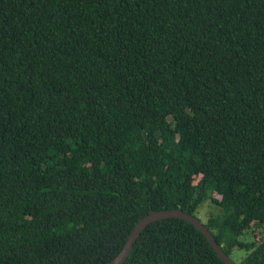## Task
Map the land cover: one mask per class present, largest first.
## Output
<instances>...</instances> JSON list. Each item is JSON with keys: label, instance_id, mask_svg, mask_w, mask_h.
<instances>
[{"label": "trees", "instance_id": "obj_1", "mask_svg": "<svg viewBox=\"0 0 264 264\" xmlns=\"http://www.w3.org/2000/svg\"><path fill=\"white\" fill-rule=\"evenodd\" d=\"M206 203L264 264V0H0V264H109ZM124 264L224 263L167 219Z\"/></svg>", "mask_w": 264, "mask_h": 264}, {"label": "water", "instance_id": "obj_2", "mask_svg": "<svg viewBox=\"0 0 264 264\" xmlns=\"http://www.w3.org/2000/svg\"><path fill=\"white\" fill-rule=\"evenodd\" d=\"M167 219H181L193 225L205 236V239L211 244L213 251L217 253L218 257L223 261L224 264H234L231 256L226 254L222 246L216 242L213 234L208 230L203 221L191 214L182 211L181 209H170L166 211L150 213L135 227L122 252L109 264H124L127 257H129L131 254L134 244L141 237V234L144 232V230L157 221Z\"/></svg>", "mask_w": 264, "mask_h": 264}, {"label": "rangeland", "instance_id": "obj_3", "mask_svg": "<svg viewBox=\"0 0 264 264\" xmlns=\"http://www.w3.org/2000/svg\"><path fill=\"white\" fill-rule=\"evenodd\" d=\"M210 208V204L209 203H206L205 206L203 207V209H200V214H199V218L205 222L206 219H207V212Z\"/></svg>", "mask_w": 264, "mask_h": 264}]
</instances>
